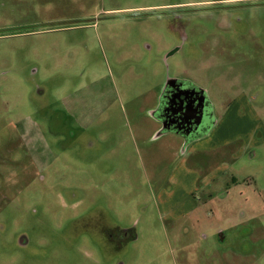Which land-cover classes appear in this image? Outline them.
<instances>
[{
  "label": "rangeland",
  "instance_id": "374dc122",
  "mask_svg": "<svg viewBox=\"0 0 264 264\" xmlns=\"http://www.w3.org/2000/svg\"><path fill=\"white\" fill-rule=\"evenodd\" d=\"M0 264H264V0H0Z\"/></svg>",
  "mask_w": 264,
  "mask_h": 264
},
{
  "label": "flooded vegetation",
  "instance_id": "af4514ba",
  "mask_svg": "<svg viewBox=\"0 0 264 264\" xmlns=\"http://www.w3.org/2000/svg\"><path fill=\"white\" fill-rule=\"evenodd\" d=\"M153 118L161 133L176 135L187 144L205 137L215 126L208 95L183 80L162 88Z\"/></svg>",
  "mask_w": 264,
  "mask_h": 264
},
{
  "label": "crops",
  "instance_id": "0c3cea01",
  "mask_svg": "<svg viewBox=\"0 0 264 264\" xmlns=\"http://www.w3.org/2000/svg\"><path fill=\"white\" fill-rule=\"evenodd\" d=\"M228 111V110H227ZM226 111V113L224 114V116L221 118V122H223V121H225V119H227L228 117H229V112H227ZM228 120V119H227ZM228 122V121H227ZM219 124V123H218ZM217 124V125H218ZM218 128L219 127H215V129L213 128V130L212 131H210V133L208 134V135H206L205 137H203V138H201V139H198V140H196V141H193L192 143H190L189 144V146L190 147H192L194 150H196V148H198L199 147V145H202L201 143H204L203 145H206V146H208V147H210V145H209V141L212 139V137L216 134V132H217V130H218ZM224 136H226V133L225 134H223ZM239 135V134H238ZM230 136H232L230 133H228L227 132V136H226V138H227V142H222V143H219L218 145H217V147H220V146H222V145H224V144H226V143H228V145L232 142L231 140H230ZM235 136V135H234ZM237 136V135H236ZM248 136V141H246V144H250L251 145V147H252V145L253 144H256L255 142H252L251 140H250V137H252V133L250 134V135H247ZM254 146V145H253ZM202 148H203V146H202ZM201 148V149H202ZM211 148H213V147H211ZM230 152L232 153V156L231 157H240L241 156V154L244 152V150L242 149V150H237V151H231L230 150ZM181 169H182V175H186L188 172H191V171H188V170H186L185 169V167L184 166H182L181 167ZM184 172V173H183ZM219 174V171L218 172H216L215 173V175L214 176H217ZM206 180V181H205ZM204 181H203V184L206 186V187H208V186H210V184H213V179H209V178H206ZM235 180V178L233 179L232 178V181H234ZM235 182V181H234ZM179 185L180 184H178L177 185V187H179ZM191 191H192V188H190L189 190H187L186 191V194L188 195L189 193H191ZM186 213H188V211L186 212Z\"/></svg>",
  "mask_w": 264,
  "mask_h": 264
}]
</instances>
